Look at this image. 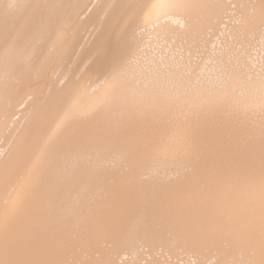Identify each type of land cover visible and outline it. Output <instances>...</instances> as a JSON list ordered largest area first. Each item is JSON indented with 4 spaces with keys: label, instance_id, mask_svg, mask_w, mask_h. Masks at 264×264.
Segmentation results:
<instances>
[{
    "label": "bare ground",
    "instance_id": "obj_1",
    "mask_svg": "<svg viewBox=\"0 0 264 264\" xmlns=\"http://www.w3.org/2000/svg\"><path fill=\"white\" fill-rule=\"evenodd\" d=\"M263 35L264 0H0V264H264Z\"/></svg>",
    "mask_w": 264,
    "mask_h": 264
},
{
    "label": "rangeland",
    "instance_id": "obj_2",
    "mask_svg": "<svg viewBox=\"0 0 264 264\" xmlns=\"http://www.w3.org/2000/svg\"><path fill=\"white\" fill-rule=\"evenodd\" d=\"M232 11H233V10H232ZM230 13H231V14L233 13V14H232V15L230 14V16L227 15L228 18L221 20V21L224 22V24H226V23H228V22H229V23H230V22H232V23L235 22V23H236V22L238 21V19H237V20H234V21H231V19H229V17H230V18H231V16L233 17V15H234L235 13H234V11H233V12H230ZM227 16H226V17H227ZM227 19H229L230 21L227 20ZM225 20H227V22H225ZM232 20H233V19H232ZM223 22H222V23H223ZM229 23H228V24H229ZM224 24H220V27H222V28H221V29H222L221 32L218 31V30H217V31H215V30H213V31L210 30V31H209V32H215V33L218 34V36H217V35H216V36L214 35V37H216L218 41H216V38H214V37L212 36V35L215 34V33H211V34L209 33L210 35H208V37H209L208 40L210 39V42H214V43H212V44H214V45H212L211 43H209V49H207L208 47H206V48H202V49H204V50L207 49V50L209 51L210 49H213V47H214V49L217 50V49H223V48H222L223 46H224L225 48H226V47L228 48L229 45H231V42H229V40H230L229 35H228V34H227L228 36L226 35V33L228 32L229 27H228V29L224 30V29H223V28L225 27ZM224 31H225V32H224ZM222 33H223V34H222ZM87 34H88V36L90 35V34H89V30H87V33H86V35H85V39H86ZM148 35H149V36H148ZM151 35H152V33H151V34H150V33L147 34L148 37H146L147 39L145 40V41H146V44H147V45L149 44L148 46L146 45V46H147V49L150 48V50L148 49V51H150V52H148L147 49H146L147 54H149V56L154 55V56H152L153 59H154V58L157 56V54H158V57H157L158 59L155 58L154 60H157L158 62H159V61H160V62H164L166 59H163V57L166 55L164 58H167V55H168V56L171 55V52H174L178 47L176 46V43H174L175 45L173 44V46H171V48L174 47V46L177 47V48H174V50L171 49V48H163V49H162L161 46L156 45L155 43H153V42H160V39H159V41H156L157 39H154V41H152V40H151V38H152ZM219 35H220V36H219ZM224 35H225V36H224ZM222 36H224L225 38H226V36H227V39H228V41H227V40L224 41V43H223L224 45H222V42H223V40H224V38H223ZM150 37H151V38H150ZM210 37H212L215 41L212 40V38H210ZM218 37H220V38H218ZM87 38H88V37H87ZM148 38H150V39H148ZM259 38H260V39H259ZM259 38H256V40H255L254 38H252L253 41L250 40L251 42H249V43H251V44H252V43L254 42V40H255V45H254V43H253L252 46H251L252 49H251L250 46H249V45H251V44H248V45H247V48L243 45V46H244L243 48H239V50H241V49H242V50H241V51H238L239 53H240V52H243V53H241V54H243V55H244V53L247 54V56H248V53H253V55L251 54L252 56L250 55V56L252 57V58L250 57V58L252 59V62H251V64H250V66H252V68H253L252 70H253V71H254L255 69L258 70V71H254V73H255L256 76H257L258 72H259L260 74H264V73H263V72H264V65H263V64H264V63H263V62H264V61H263V60H264V57L261 56L262 54H264V51L261 52V50H264V41H263V40H264V35H263V38H262V37H259ZM261 38H262V39H261ZM257 39H258V41H257ZM219 40H220V41H219ZM221 40H222V41H221ZM148 41H149L150 43H148ZM151 41H152V42H151ZM226 41H227V43H228V42H229V43L227 44ZM230 41H231V40H230ZM256 41L258 42L259 46H258V44L256 43ZM262 41H263V43H262ZM215 43H216V44H215ZM260 43H261V44H260ZM177 44H180V43H177ZM219 44H220L222 47H221ZM256 44H257V45H256ZM150 45H151V46H150ZM152 45H153V46H152ZM225 45H228V46H225ZM156 46H157V47H156ZM178 46L181 47L182 45H178ZM207 46H208V45H207ZM210 46H211V47H210ZM218 46H220V47H218ZM253 46H254V47L256 46V47L254 48ZM257 46H258V47H257ZM260 46H261V47H260ZM154 47H156V49H155ZM159 47H160L163 51H162ZM231 47H233V46H230V48H231ZM248 47H249V49H248ZM259 47H260V49H258ZM181 48H183V47H181ZM181 48H180V49H181ZM216 48H217V49H216ZM253 48H254V49H253ZM144 49H145V48H144ZM153 49H154V50H153ZM158 49H160V50H158ZM169 49H170V50H169ZM202 49H198V51H199V50L202 51ZM243 49H248V50L251 49L252 52H251V50H250V52H247V50L243 51ZM256 49L259 51V56H258L259 58L256 57V56H257L256 54H258V53H257L258 51H257ZM151 50H152V51H151ZM155 50H156V52H155ZM168 50H169V51H168ZM182 50H183V49H181V51H180L181 53H182ZM207 50H206V52H207ZM254 50H256V51H254ZM144 51H145V50H144ZM157 51H158L159 53H162V52H163L162 55H161L162 57H160V54L157 53ZM161 51H162V52H161ZM167 51H168V52H167ZM196 51H197V50H194V54H193V55H195V58H194V60H193V61H194L193 63H195L196 61H198L197 63H199V61H201V60L203 59L204 54H206L205 51H202V53L205 52L204 54H202V53L200 54L199 52H196ZM210 51H211V50H210ZM151 52H152L153 54H150ZM166 52L169 53V54H167ZM195 52H196V53H199V54H196ZM246 52H247V53H246ZM154 53H155V54L157 53V54L155 55ZM164 53H165V54H164ZM239 53H236V54H239ZM254 53H255V55H254ZM147 54H146V55H147ZM174 54H175V53H174ZM199 55H201V57H202L201 60H200L201 57H200ZM202 55H203V56H202ZM244 56H246V55H244ZM263 56H264V55H263ZM199 57H200V58H199ZM161 58H162L163 60H162ZM198 58H199V60H195V59H198ZM149 59H150V58H147V60H148L147 62H149ZM159 59H161V60H159ZM174 59H175V58H174ZM176 59H177V61H179V60H180V57H176ZM176 59H175V60H176ZM254 59H255V60L258 59L259 61L257 60V62L254 61V63H253V60H254ZM262 61H263V62H262ZM143 62H144V61H143ZM259 62H260V63H259ZM261 62H262L263 64H262ZM179 63H180V61H179ZM256 64H257V66L260 64L261 67H260V66H259L260 68H259V67H256ZM253 65H254V66H253ZM179 66H180V65H179ZM262 67H263V68H262ZM259 69H260V70H259ZM85 70H86V68H85V69L83 68L82 71H85ZM262 70H263V71H262ZM261 71H262V72H261ZM256 72H257V74H256ZM260 74H258V75H260ZM174 258H175V257H174ZM174 258H173V259H174ZM177 258H179V259H177ZM173 259H172L171 262L174 263L175 260L173 261ZM175 259H177V261L182 260V259L180 258V256H177ZM169 260H170V259H168V261H167L168 263H167V264H173V263H169V262H170ZM177 261H176V262H177ZM176 262H175L174 264H176ZM181 262H182V263H181ZM180 263L183 264V260L180 261L179 264H180ZM184 263L187 264L186 261H184ZM191 263H193V261H191L190 264H191ZM177 264H178V263H177Z\"/></svg>",
    "mask_w": 264,
    "mask_h": 264
}]
</instances>
